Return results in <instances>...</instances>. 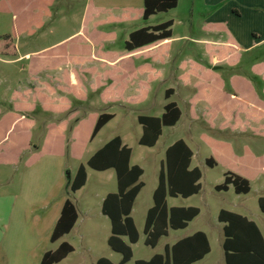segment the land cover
Listing matches in <instances>:
<instances>
[{
    "label": "rangeland",
    "instance_id": "374dc122",
    "mask_svg": "<svg viewBox=\"0 0 264 264\" xmlns=\"http://www.w3.org/2000/svg\"><path fill=\"white\" fill-rule=\"evenodd\" d=\"M94 1L102 5L121 6L115 13L117 17H120L121 12L124 11L123 6L130 4L134 7L131 19L124 20L125 22L120 25H109L100 29L105 34L114 33L116 36V40L111 43H103L104 51L108 52L110 58L117 60L118 63L117 68L109 69L110 72H118L119 69L128 70L129 66L143 64L142 58L134 63L123 57L127 53L124 50V44L129 39L130 33L140 28L156 26L172 20L174 25L170 44L166 45L163 42L155 48L156 53L160 54L164 60L160 57L152 59L156 62H151L153 69L149 67L147 79L145 76L141 79L140 76L135 85L127 90L125 97L135 96L133 102L122 101L123 99L117 97V94H114V101H110L109 98L107 101L104 100L100 94L110 84L109 80L101 78L105 81V85L101 84L94 90L90 85L91 78L88 75L83 78L87 86L83 89L87 101L74 98L68 94L73 84L70 79H66L65 71L60 74L59 70L65 67V61L70 57H72V63H75L76 59L93 60L79 57L84 51H96L93 42L87 40L89 25L86 21V9L89 0H56L50 9V18L43 20V28L32 37L24 35L18 40V53L21 59H13L0 54V111L2 114L10 112L11 96L14 91L24 92L33 85L38 86L37 83L46 80L45 77L48 75L54 78L59 76L54 81L60 82L62 86L56 83L57 87H53L54 92L58 95L68 94L67 96L71 99V110L77 112L78 119L83 121H81L78 141L74 140L75 147L71 150L69 147L70 133L72 127L76 125L75 121L69 125L66 139L65 134L60 130L51 134L48 132L49 136L45 137L47 126L59 124L67 119L69 113L65 112L60 115L44 113L38 106L30 116L34 122L30 150L25 151L12 167L0 164V181L8 182L0 185V194H19L22 199L27 193L32 207L52 208V210L60 199L66 197L77 206L80 220L76 229L66 238V241L74 246L75 253L71 254L62 264H96L100 258H108L114 264H119L122 255L113 252L109 247L107 243L110 235L109 221L105 222V218L101 216L102 196L117 190L114 170L98 172L87 164L93 154L104 144L120 136L124 143L133 150L132 164L141 166L145 171L142 177L145 187L136 201L132 215L140 233V240L132 246L134 257L129 264H136L138 260L147 261L155 254H164L166 245H173L180 239L198 231L207 234L212 251L197 264H224L223 231L222 224L218 221L219 212L224 209L247 216L258 224L264 235V214L258 206L259 196H264L262 187L264 179L254 182L252 191L248 195H236L233 189L228 192L215 191V186L223 182L227 168L226 158L221 161L220 142L230 144L236 155H241L244 147L256 155H263L264 139L255 137L251 133L233 134L221 131L218 126L210 129L202 120V114L205 111L203 105L197 108V120H192L189 116L188 101L195 94L194 85L198 80L212 81V76L205 72L210 67L208 61L212 60L213 54L220 55L224 52V48L220 46L215 50L208 49L206 44H223L226 37L224 34L207 32L208 21L206 20L215 12L226 13L229 5L236 0H180L175 10L158 14L147 21H144L142 15L136 11L139 8L142 9V0ZM4 17L2 19H8L7 16ZM246 26L254 28L256 34L264 40L262 23L245 24ZM28 53L31 54L29 62L23 57ZM254 60L255 62L264 60V42L259 44L253 52L243 54V63L239 72L246 70ZM32 62L37 65L38 79L35 83L29 78L28 66ZM191 62L200 67H193L190 65ZM183 64H186L185 68ZM70 65L73 64H68ZM92 67L94 66L89 69ZM232 72V69L227 67L216 70V73L225 80L228 91L230 90L228 82ZM118 73L124 74L123 72ZM183 75L190 77V81L186 84V77L180 79ZM91 77L93 78V73ZM141 80L143 84L148 82L151 85L145 97L140 91ZM169 89L174 90V95L167 100L165 94ZM119 101L121 102L115 103ZM169 102L176 103L180 108L182 112L180 122L175 127L164 128V133L154 148L140 146L138 141L142 135V126L138 118L140 116L160 117L164 112V106ZM102 113L112 114L114 119L90 143L88 139L92 124L95 118ZM250 122L258 128L264 125L263 119H254ZM203 137L216 143L211 145L204 141ZM14 139L15 137H12V141ZM181 139L186 141L194 152L193 167L200 168L203 173L202 190L198 195L189 199L169 198V206L198 207L201 214L189 224L187 229L171 230L169 236L163 237L158 246L152 248L144 243L146 236L143 230L147 210L153 206L152 195L158 184L166 149ZM6 149H9L8 144H5L0 152V162L9 158ZM210 157L218 161V166L213 169L205 165L206 159ZM81 165L87 169L88 182L81 191L69 193V176L72 175L74 178ZM110 175L113 177L110 178ZM11 180L13 186L9 187ZM85 213L89 214L91 219L83 223ZM81 234H84V240H81Z\"/></svg>",
    "mask_w": 264,
    "mask_h": 264
},
{
    "label": "crops",
    "instance_id": "0c3cea01",
    "mask_svg": "<svg viewBox=\"0 0 264 264\" xmlns=\"http://www.w3.org/2000/svg\"><path fill=\"white\" fill-rule=\"evenodd\" d=\"M142 1H143L142 2L143 5L141 7L142 9L139 8L138 10H136L141 15L143 12L145 0H142ZM55 2L56 0H0V37L6 36V35H13L14 46L16 50V56H8V55H5V56L12 57L13 59L22 58L19 56V53H18L19 52L18 51V40L24 35H27L28 37H32L39 30L43 28V25H44L43 20L46 18H50V9L54 6ZM178 6H179V2H178ZM119 7L115 5L110 6V5L97 4V2L95 3L94 0H89L88 2L87 9H86V15H87L86 21H88L87 23L89 25L87 28V32L89 33V35L87 36V40H90L91 42H93L96 51L89 52L87 56L86 54L82 53L79 57L91 58L93 60L86 61L83 59H76V62L72 63L71 62L72 57H70L69 59L65 61L66 62L65 67L64 68L61 67L59 70L60 74L63 73V71H65L67 78L70 79V82L73 84V86L78 87L81 92L83 91L84 88L85 89L87 88L84 82V79H83L86 75L90 76L91 78L90 85L95 90L96 88L100 87L101 84H104L105 81L101 79V78H104L103 75L107 72H110L109 71L110 68H117L116 67L118 65V63L116 62L117 60L110 58V54L108 52H105L103 48L104 44H107L108 42L111 43L112 41L116 40V36L114 33L105 34L102 31H100V29H102L105 26H109V25H120L121 23L125 22L124 20L131 19L132 17L131 15L134 12L133 5L129 4V5L123 6L124 11L121 12L120 14L121 18L117 17L118 15L115 14ZM160 14H165V13H160ZM157 15H154V16H157ZM4 16H7L8 19H2V18H5ZM154 16H151L149 19H151ZM206 21H208V24H206V29L208 30L207 32L224 34L226 37L225 41L222 42L223 44H220V45L219 44L217 45L216 44H211V45L206 44L208 45V49L215 50V48H218L220 46L224 48V52L220 55L213 54L214 56L212 60L208 61L210 67L206 69L207 72L205 73L207 75L212 76L211 78L212 81L208 82V81L198 80L195 83L194 85L195 94L188 101L189 116L192 120H197L198 118L197 108L203 105L205 111L202 114V120L210 129H214L216 128V126H218L221 131H228L233 134L251 133L255 137L258 136L259 138L264 139V125L258 128L254 126L253 123L250 122L251 120H254V119L264 120V60L261 62H255L254 60L252 64L248 68H246V70H242V73L243 71H245L244 74L239 72L240 71L239 69L241 68L242 63H243V54L253 52L259 44H262L264 42V40H262L256 34L255 32L256 30H254V28H250V27L248 28L247 26L245 27V24L256 23V22L262 23L264 25V0H236L234 3H231L229 5L228 9H226V13H223L221 11L215 12L214 14L210 15ZM233 23L235 25H233ZM150 27H154V26H150ZM244 28H245V31H244ZM84 30L86 32V29ZM84 36L86 37L85 34ZM170 40H167L164 43L166 45H169ZM161 43H158L156 45L149 46L143 49H139L134 52L126 51L127 53L123 55V57L126 58L125 60H132L135 63L136 61H139L140 58H142L141 60H144V62L142 61L143 64L141 66H136V64H134L133 66H129L128 70L119 69L118 72L125 73L123 81L118 80V78L122 77L123 75H120V73L115 71L113 73L114 75L113 82H111L110 80L108 81L110 84L107 85L108 89L106 90V93L110 94L113 91H115V89L119 87L121 84H125V89L121 95V98L123 99L122 101L133 102L135 96L126 98L125 94L130 87H133L135 85L138 79H140V76H141V79L143 78V76H145L147 79V71L149 67L151 66V62H156V61H152V59L155 60V57H160L161 59L164 60V58L160 54L156 53V49H155V48H158ZM30 56L31 54L28 53L24 55L23 57L26 61L29 62ZM54 57H57V56H54ZM68 64H73V65L68 66ZM95 65L97 66L95 67ZM190 65L196 68L200 67L194 62H191ZM91 66H94V67H92V69H89ZM185 67H186V64H183V68ZM222 67L231 68L233 71L232 72L233 74L230 77L229 82H228L229 88H230L229 91L226 90L225 80H223L222 77H220V75L216 73V70L221 69ZM151 69H153L152 66H151ZM90 70L94 71L93 78L91 77V74L89 75L85 73ZM28 71L30 73L29 78L32 79L35 83V81L38 79L37 78L38 75L36 71V66L33 62L28 66ZM185 77H186V81H185V84H186L190 81L189 76L183 75L180 77V79L185 78ZM45 78L46 80L39 81V83H37L38 86L33 85L27 91H24V92L14 91L11 96L10 112H6L2 114V112L0 111V152L3 150L5 144H8L9 149H6V152L8 154L10 153V150L12 149L14 150V153L12 155L9 156L7 154L9 158H5L0 162L1 166H5V167L14 166V163L19 161L22 154L25 151L30 150L31 145H32V142H31L32 129L34 127V122L33 120L30 119V116L32 113H34V111L38 108L40 104L51 105L52 107H58L60 106V104L65 102L66 104L69 105V108L71 109V99L69 98V96H67L68 94L61 93V95H58L53 90V87H57L56 83H59L58 86H62L60 82L54 81L55 79H58L59 76L54 78L48 75ZM140 88H141L140 91L145 97L148 95V90L151 89V85L148 82H145V84H143L141 80ZM169 90H172V89H169ZM172 95H174V90H173ZM171 96L169 98H166V94H165V98L167 100H169ZM120 102L121 101L115 102V103H120ZM169 103H174V102H169ZM44 113H50V112H44ZM51 114L60 115L62 113L56 112V113H51ZM67 116H68L67 119L63 120L59 124H50L47 126L51 128L50 134L52 132H59L58 130H60L63 134H65V139H66L67 137L66 133L68 131L69 125L73 123L74 121L76 122V125L72 127L70 136L72 137L74 133L77 134L79 130V124L81 123L82 120L80 121V123H77V121L79 120L77 112L71 111V113H69ZM181 117H182V114H181ZM175 126H172V127H175ZM163 133H164V129H163ZM142 134H143V128H142ZM12 137H15V139L17 140L22 138L24 141V145L20 146L14 140L12 141ZM71 137L69 141L70 146L74 142V140ZM203 138H204V141H206L207 143H210L211 145L216 143L215 141L210 140L206 137H203ZM168 148L166 149V152ZM220 151H221V157H222L221 161H223L224 158H226L225 161L227 162V165H226L227 168L225 169L224 174L226 172H234V173H237L247 178L250 181V185H251L250 192L252 191L254 182H258L260 179L262 180L264 179V154L256 155L253 152H251L247 147H244L242 150V154L236 155L233 147L230 144L224 143V142H220ZM166 152H165V157H166ZM132 157H133V154H132ZM193 159H194V155L192 158L190 169L198 168V167H193ZM163 164H164V161L161 164V168ZM131 165H135V164H132V159H131ZM205 165H206V161H205ZM107 171H110V170H107ZM114 174H115L114 176L116 177L115 171H114ZM144 174H145V171H144ZM109 177L111 178L113 177V175H110ZM142 177H141V181H142ZM202 178H203V173H202ZM70 179H72V175ZM201 180H200V184H201ZM87 182H88V176H87ZM6 183L3 181H0V185H4ZM158 184H159V178H158ZM158 184L156 188L154 189L153 194L155 190L157 189ZM10 186H13L12 180L9 182V187ZM144 187H145V184H144ZM262 187L264 188V182L262 183ZM117 189H118V186H117ZM230 189H233V187H230L229 190ZM201 190H202V185H201ZM115 192H117V190ZM115 192H112V193H115ZM26 194L27 193H25V197L22 199L19 194H0V264H40L45 253H47L48 251L57 250L63 243H69L68 241H66V238L70 234H72V232L76 229L77 224L80 220V214L76 206L79 217H78V220L73 230L69 234L63 236L58 241L52 242L51 236L61 216L62 208L66 200L68 199L66 197L62 198V200L60 199V201L56 203L53 210L52 208L51 209L50 208L37 209L36 207H32L31 203L29 202V197ZM28 194L31 195L29 192ZM108 194H106L105 196H102L101 216L105 218L104 219L105 222H107V220L109 221V229H110V235H111V222L109 218L102 213L103 201L107 197ZM248 194H241V195H248ZM139 195L137 196L136 201ZM179 197H175V198H179ZM169 198H173V197L167 198V203H168L169 208L182 207V206L170 207ZM189 198H183V199H189ZM261 198H264V196H259L258 198V206H259L260 211L261 209H260L259 201ZM152 199H153V195H152ZM136 201H135V204H136ZM135 204H134V207H135ZM134 207H133V211H134ZM152 207L153 206H151L147 210V214H148V211ZM189 207H192V206H189ZM189 207H183V208H189ZM133 211H132V215H133ZM230 212H233V211H230ZM261 213L263 212L261 211ZM200 214H201V210H200ZM84 215L86 217L84 220H82V222L86 223V221H90L91 219L90 215L86 213ZM199 215L196 218H198ZM239 215L246 217L250 221H253L247 216H244L242 214H239ZM193 221H191L190 223H192ZM253 222L256 223L255 221ZM189 224H188V227H189ZM221 224H222V231H223L224 224L223 223ZM173 231H179V230H173ZM198 232H202V231H198ZM190 236H187V237H190ZM185 238H182V239H185ZM108 239H107V243H108ZM81 240H84V234H81ZM223 242H224V234H223ZM223 242H222V248H223ZM173 245H166V246H173ZM132 246L133 245H131V247ZM210 246H211V243H210ZM211 251H212V247H211ZM223 252H224V264H226L224 249H223ZM73 253H75V248L71 254ZM164 253H165V249H164ZM210 253L207 254L204 257V259L208 255H210ZM71 254H69V256ZM68 257L58 264H62L65 260L68 259ZM204 259H202L201 261H203ZM201 261H198L194 264H197Z\"/></svg>",
    "mask_w": 264,
    "mask_h": 264
},
{
    "label": "trees",
    "instance_id": "16d2710c",
    "mask_svg": "<svg viewBox=\"0 0 264 264\" xmlns=\"http://www.w3.org/2000/svg\"><path fill=\"white\" fill-rule=\"evenodd\" d=\"M179 0H145L142 19L147 21L151 16L167 13L178 7ZM172 21H167L154 27H144L132 32L129 40L124 44V50L134 52L149 46L165 42L172 38ZM106 40V39H105ZM84 49V47H83ZM90 51L83 52L89 54ZM0 54L16 56L13 35L0 37ZM35 64V63H34ZM36 71H37V65ZM94 74L93 70L85 72ZM105 79L113 82V72H107ZM125 73L118 80H124ZM66 79L67 76H66ZM99 88V87H98ZM103 89L100 94L104 100L109 98L114 101V94L121 98L125 84H121L110 94ZM63 92V91H62ZM173 90H168L166 98H169ZM74 98L86 101L85 91L78 87H71L70 93ZM44 112L71 113L69 105L65 102L58 107L51 105H39ZM181 110L176 103H168L164 107L161 117L140 116L139 124L143 128V134L138 143L140 146L153 148L163 134L165 127L175 126L181 118ZM114 119V115L103 113L95 118L91 127L89 142L93 141L99 132ZM78 120L77 123H80ZM83 122V121H82ZM82 122L79 124L81 128ZM51 128L47 127L46 136ZM61 132V131H60ZM77 132V131H76ZM79 130L72 135V139L78 141ZM20 146L24 145L23 139H14ZM77 145V144H76ZM75 147L74 142L70 149ZM14 153L12 149L11 155ZM133 151L124 144L119 136L113 138L100 148L88 161V166L98 172L114 170L117 179V192L110 193L103 201L102 213L111 222V235L108 239L109 247L122 255L119 264H129L134 254L131 245L140 240V233L132 217L133 207L137 196L144 187L141 177L144 170L138 165H131ZM10 156V154H8ZM193 152L184 140H179L166 152L164 164L159 174V184L153 194V207L148 211L143 233L146 236L145 245L156 248L163 237H167L170 230H183L199 214L197 207H173L169 208L168 197L189 198L201 191L200 180L202 172L199 168H191ZM206 165L213 168L218 165L216 159L211 157L206 160ZM87 169L79 167L74 178L69 180L68 190L76 193L87 183ZM233 187L236 194H248L251 190L250 181L234 172L224 174V182L217 185V192H227ZM260 209L264 213V198L259 201ZM78 211L71 200H66L61 216L54 228L51 241L56 242L69 234L77 220ZM220 223L224 224L223 249L225 251L226 264H264V237L259 227L253 221L248 220L237 213L221 210L218 216ZM126 239V240H125ZM74 251L69 243H63L57 250L45 253L40 264H58L66 259ZM211 251L207 235L197 232L194 235L180 240L173 246H166L164 254H156L150 260H138L136 264H194L204 259ZM96 264H114L107 258H100Z\"/></svg>",
    "mask_w": 264,
    "mask_h": 264
},
{
    "label": "water",
    "instance_id": "95a60500",
    "mask_svg": "<svg viewBox=\"0 0 264 264\" xmlns=\"http://www.w3.org/2000/svg\"><path fill=\"white\" fill-rule=\"evenodd\" d=\"M69 179H70V176H69Z\"/></svg>",
    "mask_w": 264,
    "mask_h": 264
}]
</instances>
